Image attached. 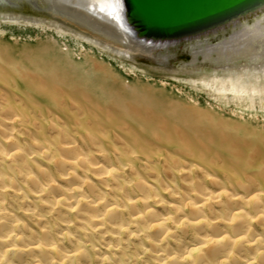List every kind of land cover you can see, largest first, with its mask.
<instances>
[{
    "label": "bare ground",
    "instance_id": "6f19581e",
    "mask_svg": "<svg viewBox=\"0 0 264 264\" xmlns=\"http://www.w3.org/2000/svg\"><path fill=\"white\" fill-rule=\"evenodd\" d=\"M23 7L58 30L6 39ZM0 21V264H264V123L245 116L264 107V10L185 43L187 81L234 121L112 75L136 57L172 73L123 0H0Z\"/></svg>",
    "mask_w": 264,
    "mask_h": 264
},
{
    "label": "rangeland",
    "instance_id": "374dc122",
    "mask_svg": "<svg viewBox=\"0 0 264 264\" xmlns=\"http://www.w3.org/2000/svg\"><path fill=\"white\" fill-rule=\"evenodd\" d=\"M15 12L24 13L32 18L28 22L14 23L17 24L14 28V32H12L11 29L6 30L4 26L2 27L3 30H6V39L12 42L18 40L23 44L25 42L34 43L38 39L37 35L39 32L44 34L45 32L51 33L53 30H58L54 24L51 25L47 22L35 20L36 17L43 19H51V17L36 13L28 7H23L21 10L16 9ZM13 22L15 21H0V24H11ZM30 25H33L34 27L31 28L35 29L32 30L31 33L29 32ZM26 34H32V36H27ZM191 40L192 39L184 41L183 43H172L171 53L174 56L170 58V62L167 66L172 73L170 71L162 72V70L155 69L154 66H158V64L149 57H136V61L131 60L130 63L137 67L124 63L126 60H122L124 62H115L111 59V61L109 60L111 64H106L111 68L112 75L121 78L126 86L130 85L132 88L136 89L137 93H142L148 96V98L154 96L157 97L158 100L164 99V101H167L168 98H172L175 101H180L184 104L198 107L206 113L208 112V117L215 121H219L220 119L233 121L239 119V112L236 111L238 107L234 105V100H230L226 96L220 97L217 91L209 87H198L197 85H199L200 82L194 84L187 81L189 74L193 76L199 75V72L195 71L190 73L187 71V68H191L190 63L192 56L189 50L185 49V43H189ZM212 41L215 42L216 39L212 37ZM197 65L198 68L202 67L207 71L212 69L206 64L199 63ZM254 101L256 102V106L252 109L247 107L249 111L245 112V116L252 117L250 113L253 112L254 116H256V120L264 123V107L261 108L260 105L262 101L259 99H255ZM245 106L246 105H244V108H246Z\"/></svg>",
    "mask_w": 264,
    "mask_h": 264
},
{
    "label": "water",
    "instance_id": "95a60500",
    "mask_svg": "<svg viewBox=\"0 0 264 264\" xmlns=\"http://www.w3.org/2000/svg\"><path fill=\"white\" fill-rule=\"evenodd\" d=\"M123 5L139 37L169 44L225 35L264 10V0H123Z\"/></svg>",
    "mask_w": 264,
    "mask_h": 264
}]
</instances>
